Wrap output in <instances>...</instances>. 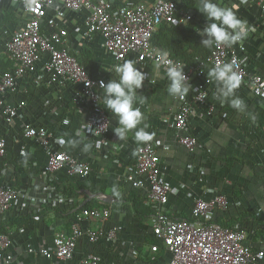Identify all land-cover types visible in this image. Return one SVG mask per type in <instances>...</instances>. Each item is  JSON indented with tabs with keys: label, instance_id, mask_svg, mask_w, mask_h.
<instances>
[{
	"label": "built area",
	"instance_id": "built-area-1",
	"mask_svg": "<svg viewBox=\"0 0 264 264\" xmlns=\"http://www.w3.org/2000/svg\"><path fill=\"white\" fill-rule=\"evenodd\" d=\"M253 1L258 6L260 20L264 22V0ZM54 2L11 0L18 25L13 29L0 26V39H5L0 56L10 63L6 70L0 72V159L7 155L9 147L3 126L14 125L28 107L29 89L27 86L21 88V83L29 74L37 88L49 84L62 92L63 98L67 95L68 105L85 111L79 131L104 142L110 130L111 117L98 102L102 92L99 82H107L108 79L87 70L71 50V30L57 22V19L67 22L71 12L84 15L82 24L76 26L74 32L81 33L84 38L101 35L102 47L114 58L113 66L134 58L142 71L148 73L147 79L151 80L148 67L153 68L158 62L184 64L193 88L184 99H175L177 105L170 110L178 140L189 150H194L198 144V139L191 133L190 118L195 105L208 104L213 80L208 78L207 71L216 63L235 61L240 84L251 86L255 96L264 100V73L248 67L242 56L247 52L244 42L231 47L213 46L209 56L200 63H186L156 45L154 38L162 24L182 26L196 20L194 11L183 0H59L61 7L55 16H50L48 8ZM206 23L207 20H201V28ZM160 71L167 80L163 67ZM208 106V114L215 111L214 105ZM71 123L67 116L56 128L26 121L22 123V136L40 144L47 154L45 174L65 169L72 176L87 178L92 173L91 163L76 156L68 147L70 141L65 133L69 132ZM121 177L129 188L141 191L152 207L147 221L153 242L140 245L134 239H125L122 233L124 225L110 223L111 206L81 207L75 212L70 230L57 231L50 244L26 246L25 252L34 256L27 264H40L38 257L49 261H72L83 238L90 244L104 239L112 245L129 247L130 253L142 263L157 261L162 251L168 252L170 258L162 259L160 264H262L264 261V248L257 249L249 242L245 228H233L213 221L216 210H225L229 206L225 194L214 191L211 198L194 196L191 216L187 218L175 217L167 211L170 196L175 190L165 176L161 157L153 142L136 146L134 160L125 164ZM56 191H52L54 198H50L53 206L61 202ZM26 194V190L11 183H0V215L13 209L17 200ZM12 245L11 234L0 233V264H12L14 261L10 252ZM102 261L99 252L89 251L79 264H102Z\"/></svg>",
	"mask_w": 264,
	"mask_h": 264
},
{
	"label": "crops",
	"instance_id": "crops-1",
	"mask_svg": "<svg viewBox=\"0 0 264 264\" xmlns=\"http://www.w3.org/2000/svg\"><path fill=\"white\" fill-rule=\"evenodd\" d=\"M223 1L224 4L227 3L226 1L229 2V0ZM251 3L255 2L252 0L244 5L247 8ZM60 7L59 0H55L48 8L49 15L55 16L56 10ZM1 8L11 10L12 15L7 17L4 12H0V26L13 29L18 24L11 0L9 2L0 0ZM52 11L54 15L51 14ZM80 15L83 22L84 15ZM195 19L199 24L201 20H206L204 15L202 19ZM67 22L73 25L72 28L66 22L61 21L58 24H63L71 30L72 52L84 60L86 64L84 66L91 74L104 76L108 81L112 79L114 73L108 72L105 67H112L114 58L111 56L107 63L95 49L97 39H101L102 36L94 34L92 37L84 38L81 33L74 32L76 25L69 15ZM257 34L252 33L242 41L247 46V52L242 56L250 70L264 73V68L251 63L247 57V53H251L255 60L264 64V45L260 46L264 42L259 30ZM4 40V38L0 39V54L3 52ZM247 40H250L254 46L252 49L248 47ZM102 41L103 39L98 44L101 48H103ZM9 66L10 63L0 56V72ZM138 66L140 68L139 64ZM148 70L154 72L155 66L148 67ZM25 86L29 89L28 107L14 125L3 126L9 147L7 155L0 159V183L8 182L27 191L25 196L17 200L13 209L0 215V225L16 218L20 219L12 226H8V233L13 239L10 252L15 259L12 264H27L34 259V256L25 252L28 244L34 247L50 244L57 231L70 230L75 214L59 216L57 210L53 208L67 211L88 200L93 201L92 206H111L110 223L124 225L122 233L125 239H134L140 245L153 242L147 221L152 213V207L147 204L146 196L141 191L129 188L121 177L125 164L134 160L136 146L144 144L135 141V130L129 132L126 139L119 141L114 131L116 118L108 111L111 126L102 142L103 140L98 137L78 130L85 119V111L71 104L68 105L66 94L63 98V93L49 84L37 88L30 74L22 80L21 88ZM167 86L168 80L160 71L154 85L146 78L143 87L137 93V98L140 99L137 106L145 115L141 126L147 125L146 130L152 134L153 138L150 142L157 146L162 169L175 190L170 196L167 211L175 217H190L194 196L211 198L214 191L221 192L228 197L229 206L225 210H216L213 221L233 228H245L249 242L255 248L263 249L264 120H257L256 117L264 114V100L255 96L251 86L239 84L241 91L235 94L244 100L247 107L243 112L237 111L229 103H221L217 98L218 86L213 80L208 104L195 105L191 115V133L198 139V144L194 150H189L178 140L170 110L177 103L175 98L168 94ZM208 105L215 106V111L211 114H208ZM66 116L72 121L69 132L65 133L69 137L70 151L92 165V173L87 178L72 176L65 169L45 174L47 154L40 144L22 136L23 122L44 123L56 128ZM97 142L101 144L99 149L96 148ZM85 145L89 146L87 151ZM206 162L208 164H205ZM94 174L96 178L93 180L91 176ZM68 181L73 182L75 186L84 185L85 188L77 195L62 194L55 190L54 182L66 184ZM52 191H56L57 198L61 199L58 205L53 206L50 203V198H54ZM132 191L142 196L143 204L150 207L149 211L145 208L143 216L135 213L133 204L128 198L129 192ZM108 199L111 201L109 202ZM89 251L99 252L103 258L102 264H160L162 259L170 258L168 252L162 251L157 256V261L142 263L130 253L129 247L112 245L104 239L96 244H90L83 238L79 241L72 261H49L43 257H38L37 260L40 264H79L80 259Z\"/></svg>",
	"mask_w": 264,
	"mask_h": 264
},
{
	"label": "clouds",
	"instance_id": "clouds-1",
	"mask_svg": "<svg viewBox=\"0 0 264 264\" xmlns=\"http://www.w3.org/2000/svg\"><path fill=\"white\" fill-rule=\"evenodd\" d=\"M196 8L207 20L205 26L198 31L203 37L201 44L205 47H231L249 36L251 29L248 21L238 14L237 5L228 6L220 3L219 0H197ZM136 65L137 60L133 58L110 68L105 67L108 72L114 73V77L107 82L103 80L99 82L102 92L98 96V102L116 118L114 131L119 141L126 139L128 133L135 130V141L147 143L153 137L146 130L147 125L141 126L145 115L137 106V93L143 87L148 73ZM161 67L168 80V94L175 99H184L193 88L184 71V64L171 61H165L163 64L158 62L154 72L151 70V84L156 83ZM207 76L216 82L217 98L221 103L227 102L237 111H245L247 105L235 94L241 82L235 61L216 63L207 71ZM92 133L95 135L94 132ZM88 147L85 145V151ZM96 148H101L100 142L96 143Z\"/></svg>",
	"mask_w": 264,
	"mask_h": 264
},
{
	"label": "trees",
	"instance_id": "trees-1",
	"mask_svg": "<svg viewBox=\"0 0 264 264\" xmlns=\"http://www.w3.org/2000/svg\"><path fill=\"white\" fill-rule=\"evenodd\" d=\"M187 5L192 9H196L197 0H183ZM240 3H243L242 0H237ZM0 12H4L6 16H11L12 11L11 10H4L3 8L0 9ZM254 29L255 24L252 26ZM201 26L200 24L195 21H189L185 25L178 26V25H170L167 23L162 24L159 27V30L157 34L155 35L154 41L158 46L166 50L170 55H172L175 58L181 59L186 63H200L202 60L206 59L212 48L205 47L201 44L203 37L199 34ZM260 29V28H257ZM256 29V30H257ZM261 30V29H260ZM252 31V29H251ZM257 32L255 33V35ZM258 35V34H257ZM261 37V36H260ZM262 41H264L263 37L261 38ZM258 49V48H257ZM79 61L86 66L84 63V60L77 56ZM247 57L250 59L251 63H255L256 65L261 66L264 68V64L259 62L258 60H255L253 55L251 53H247ZM140 99L137 98V104L139 103ZM257 120H264V114L258 115ZM255 126V123H254ZM257 126H255L256 128ZM54 186L56 190L62 192V194H79L81 190L85 188L84 185L75 186L73 182L68 181L66 184H59L54 182ZM132 204L133 209L135 213L139 216H143L145 213V208L149 211L150 207H146V205L142 202V196H140L136 192H129L128 197ZM93 201L88 200L84 203H82L78 207H73L67 211L60 210L59 208H53L57 210V215L63 216H73L75 212L79 211L81 207H89L92 206ZM98 206V205H96ZM20 219L16 218L11 220L9 223L0 225V233H8V226H12L16 221H19Z\"/></svg>",
	"mask_w": 264,
	"mask_h": 264
},
{
	"label": "rangeland",
	"instance_id": "rangeland-1",
	"mask_svg": "<svg viewBox=\"0 0 264 264\" xmlns=\"http://www.w3.org/2000/svg\"><path fill=\"white\" fill-rule=\"evenodd\" d=\"M244 3H240L239 1L237 0H229L226 1L227 3H225L226 5L228 6H231L233 4L237 5L238 6V14L244 18L245 20L248 21V25L250 27V29H252V31H250V33L252 34H255L257 32V30L260 31V34H261V38L263 37L264 39V22H262L260 20V16L258 13V7L256 6L255 3H251L249 7H245L246 4H248V2L252 1V0H242ZM4 2H9V0H4ZM220 3H223L224 1L223 0H219ZM245 4V5H244ZM194 11V15H195V18H198V19H202L203 18V14L196 8ZM52 15H54L53 11L51 12ZM69 18L73 21V23L76 25V26H80L81 25V22H82V16L80 14H75V13H69ZM58 22L61 23V21H59L58 19ZM66 24L72 28V24H69L68 22H66ZM253 24H255V29L252 27ZM257 28H260V29H257ZM257 29V30H256ZM249 33V36L251 35ZM100 40H102V38H98L96 43H95V49L97 50V52L99 53V55L104 58L107 63L109 62V60L111 59V54H109L108 52H106L105 49L101 48L100 46H98V44L100 43ZM264 42V41H263ZM247 44H248V47L250 49H252L254 46L252 45V43L250 42V40H247ZM264 43L263 44H260V46L263 47ZM264 51V49H263ZM138 68V63L136 65ZM241 91V88L240 86H238V88L236 89V93H239ZM205 164H208L207 162ZM206 175H204L205 177ZM96 178V175H92L91 176V179H95ZM214 186V184H213Z\"/></svg>",
	"mask_w": 264,
	"mask_h": 264
},
{
	"label": "water",
	"instance_id": "water-1",
	"mask_svg": "<svg viewBox=\"0 0 264 264\" xmlns=\"http://www.w3.org/2000/svg\"><path fill=\"white\" fill-rule=\"evenodd\" d=\"M108 201L110 202V201H111V199H108Z\"/></svg>",
	"mask_w": 264,
	"mask_h": 264
}]
</instances>
